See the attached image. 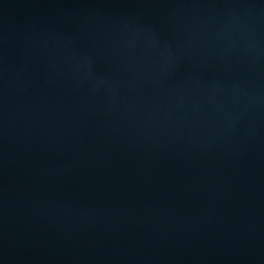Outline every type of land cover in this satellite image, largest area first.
Segmentation results:
<instances>
[{"label": "water", "instance_id": "water-1", "mask_svg": "<svg viewBox=\"0 0 264 264\" xmlns=\"http://www.w3.org/2000/svg\"><path fill=\"white\" fill-rule=\"evenodd\" d=\"M0 264H264V0H0Z\"/></svg>", "mask_w": 264, "mask_h": 264}]
</instances>
